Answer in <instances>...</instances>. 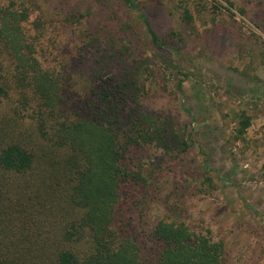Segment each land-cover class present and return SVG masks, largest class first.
Masks as SVG:
<instances>
[{"label": "trees", "instance_id": "trees-1", "mask_svg": "<svg viewBox=\"0 0 264 264\" xmlns=\"http://www.w3.org/2000/svg\"><path fill=\"white\" fill-rule=\"evenodd\" d=\"M89 1L0 0V264H226L224 244L192 230L170 192L162 215L146 219L161 166L154 158L149 168L145 152L177 161L194 141L178 115L143 108L154 63L133 47L137 0ZM242 1L223 0L225 10L248 13ZM162 8L176 23L170 36L184 42L194 14L207 23L218 7L166 0ZM136 20L156 53L178 51L148 16ZM59 22L82 40L51 61L49 29ZM251 36L264 68V41ZM166 61L182 76L180 92L187 75ZM238 124L242 135L251 119L241 112Z\"/></svg>", "mask_w": 264, "mask_h": 264}, {"label": "rangeland", "instance_id": "rangeland-1", "mask_svg": "<svg viewBox=\"0 0 264 264\" xmlns=\"http://www.w3.org/2000/svg\"><path fill=\"white\" fill-rule=\"evenodd\" d=\"M69 1L75 5L77 0ZM165 1L137 0L138 11L148 16L160 37L177 47V52L156 53L145 27L136 20L139 12L128 14L136 54L151 57L154 63L153 84L143 108L178 115L194 143L177 161H164L169 158L153 148L145 152L149 168L154 158L161 166L155 169L159 180L155 192H161L143 205L146 219L162 215L161 206L170 192L169 199L192 230L224 244L226 264H264V68L251 52L255 47L251 34L264 41V0L263 4L242 1L245 14L234 8L226 11L223 0H204L218 8L207 23L194 14L196 31L184 42L169 34L177 29L176 23L168 24L170 17L162 8ZM89 2L83 0V7ZM114 8L126 15L124 9ZM98 18L97 13L91 15L85 22L87 29ZM58 24L49 29L47 39L48 45L55 44L51 61L58 53L71 55L82 40L73 32L74 26ZM185 29L188 33L192 28ZM167 59L178 63L187 75L180 92L175 85L182 76ZM241 112L251 124L238 135Z\"/></svg>", "mask_w": 264, "mask_h": 264}]
</instances>
